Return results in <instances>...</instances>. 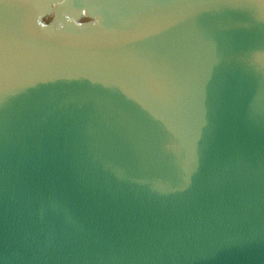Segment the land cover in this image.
Listing matches in <instances>:
<instances>
[{"label":"water","instance_id":"water-1","mask_svg":"<svg viewBox=\"0 0 264 264\" xmlns=\"http://www.w3.org/2000/svg\"><path fill=\"white\" fill-rule=\"evenodd\" d=\"M0 264H264V0H0Z\"/></svg>","mask_w":264,"mask_h":264}]
</instances>
